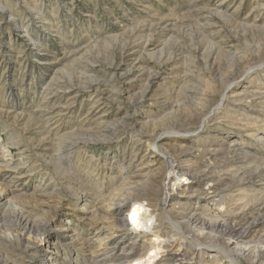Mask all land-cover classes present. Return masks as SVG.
I'll use <instances>...</instances> for the list:
<instances>
[{
  "label": "rangeland",
  "instance_id": "obj_1",
  "mask_svg": "<svg viewBox=\"0 0 264 264\" xmlns=\"http://www.w3.org/2000/svg\"><path fill=\"white\" fill-rule=\"evenodd\" d=\"M259 136L264 0H0V264L28 244L45 264L60 227L125 246L136 235L109 226L134 200L155 216V264H264ZM172 163L188 176L164 206ZM61 249L57 264H120Z\"/></svg>",
  "mask_w": 264,
  "mask_h": 264
},
{
  "label": "bare ground",
  "instance_id": "obj_2",
  "mask_svg": "<svg viewBox=\"0 0 264 264\" xmlns=\"http://www.w3.org/2000/svg\"><path fill=\"white\" fill-rule=\"evenodd\" d=\"M223 99H225V97ZM223 103H224V100H222L221 106L223 105ZM259 137H258V141L263 143L264 137L263 136H259ZM236 142L237 141H232V144H237ZM164 158H166V160H168L166 156H164ZM1 163H3V162H1V160H0V164ZM7 167H9V166H6V167L4 166L3 168H7ZM16 167L18 168V166H16ZM13 169H11V171ZM17 171H19V170H17ZM22 174L23 173L16 172V170H15L13 173L12 180L21 179ZM172 176H174V177H172ZM186 176H188V174L181 171V169L178 168L174 163H172L170 165L169 177H167L168 179H166V180H168V183H167V187L165 186L167 188L166 189L167 192H166V195L164 198V204H163L164 206H167L169 198L172 196L174 191H179V189H181V188H183L182 190H184V188L186 186V185H184V183L186 182L184 178ZM6 193H8V192H5V194ZM5 194L0 192V203H1V199H4L6 197ZM114 208L117 211H120V213L125 211L128 214L126 215V217H124L122 219H117L116 225L114 224V226L112 225L109 227L111 229H114V230L120 229V230H122V231H120V233L123 232V234L127 235V236H132L133 234H135L136 236L134 238L132 237L130 239L131 240L130 243L126 244L125 246H120L117 243H115V240L113 239L114 236L113 237H111V236L110 237L109 236L103 237V234L97 235L94 239L89 238V239L81 240V243H79V242H76L73 240L75 238V236H73L72 233H74L75 231L72 230V233H71V231H68L69 230L68 228L60 227L57 230V233L55 232L56 233L55 235H54V233H52L51 238L47 239L48 243L51 242L52 246L46 252L47 258H46V262H44V263L45 264H57L58 259H56L57 257H55V256L59 255V257H60V255H64L65 257H67L61 248L68 246V241L75 243L79 246L80 245L86 246L88 244L90 247H92V246L99 245L102 248L101 251L104 253L103 255L107 256L106 260H108V261L111 259L115 260L116 257L114 255H117L120 251V253H121L119 255V256H121L120 264H127V263H131V264L132 263H134V264H155L156 262H158V260L161 258V255H162L163 246H162V241L160 240V236H158L159 235L157 233L158 231L157 232L155 231V221L156 220H155V216H153L150 212L151 209L149 210L147 205L143 204L140 201H136V200H134L132 203H127L124 201L119 202V203L117 202L114 204ZM0 213H1V209H0ZM62 222H65V221L62 220ZM65 226H67V225H65ZM110 228H109V230H110ZM43 230H44V234L47 235V231H46L47 225L46 224L45 225L43 224V226H39L38 231H43ZM12 232H13L12 228H10L9 226H6L4 235L5 236L6 235L11 236ZM24 232H26V229ZM60 233L64 234V237L61 239L58 237L60 235ZM69 233L72 235H70ZM117 233H118V231H117ZM246 233H248V232H246ZM137 236L144 238V243L142 242V249H144V252H142V253L135 251L136 248H138L136 243H138V241L140 240V239H138ZM153 238H155V239L153 240ZM237 238L238 237L233 238V239H237ZM239 239H242V237L239 236ZM60 240H62V241H60ZM238 242L239 241L237 239L236 246L238 244H240ZM60 246H61V248H59ZM39 253H40L39 246H33V245L28 244L25 247L24 252L21 253L24 261L20 264H25V263L29 264V262L36 261L38 259ZM104 260L105 259H103V261ZM116 260H118V259H116ZM230 262H231V264H242V261L240 260V258H235L232 255L230 256Z\"/></svg>",
  "mask_w": 264,
  "mask_h": 264
}]
</instances>
